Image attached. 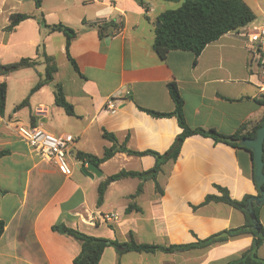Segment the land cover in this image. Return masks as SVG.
<instances>
[{"label":"crops","instance_id":"obj_1","mask_svg":"<svg viewBox=\"0 0 264 264\" xmlns=\"http://www.w3.org/2000/svg\"><path fill=\"white\" fill-rule=\"evenodd\" d=\"M244 1L255 13L254 21H262L264 0ZM179 5L181 1L165 0H0V65L38 58L33 67L0 73V81L7 82L5 111L0 114V220L5 222L0 264H74L82 240L53 229L55 224L123 243L122 253L106 246L98 264H226L251 247L250 233L217 237L245 223L242 211L223 201L205 202L208 195L222 194L217 185L235 199L258 194L252 155L244 147L202 134L188 136L178 158L157 176L163 193L153 178H113L122 170L154 167L156 158L150 153L119 150L93 162L102 171L100 176L91 177L81 168L90 161L80 153L101 157L115 144L105 133L115 135L118 146L167 151L182 131L177 116H154L141 107L173 111L168 86L172 81L179 87L192 128L232 134L251 131L264 119V102L258 100L264 94V74L250 65L239 30L207 44L196 62L192 50L173 49L164 58L155 51L158 15ZM17 13L29 16L9 29L11 16ZM41 17L76 30L70 55L77 67L68 57L66 35L43 28ZM118 26L124 33L113 37ZM41 42L57 70L53 81L31 93L45 73L37 50ZM58 82L74 114L55 103ZM115 93L122 96L116 113H111L103 107ZM26 98L28 103L18 107ZM38 123L56 135L76 137L70 145L71 175L43 160L20 135L18 127ZM101 186L105 189L100 199ZM111 211L120 214L118 221L91 220L96 212ZM260 221L264 227V203ZM130 233L137 242L162 246L210 236L217 240L185 250L148 252L128 249ZM258 253L264 260V243Z\"/></svg>","mask_w":264,"mask_h":264},{"label":"trees","instance_id":"obj_2","mask_svg":"<svg viewBox=\"0 0 264 264\" xmlns=\"http://www.w3.org/2000/svg\"><path fill=\"white\" fill-rule=\"evenodd\" d=\"M143 2V0H139ZM165 1H181V5L176 8H169L160 13L157 17V21L161 22L160 26H155V37L153 47L155 51L161 58H164L170 50L173 49H186L192 50L196 58L194 62L197 61V57L202 52L207 44L213 42L220 38L223 34L229 31H238L244 25L255 20L256 15L252 8L244 0H165ZM148 9V6L145 7ZM28 14L17 13L11 16V24L9 29L14 28L21 20L28 17ZM40 25L49 31H62L66 35V49L68 57L72 64L76 66L75 60L70 55V45L73 39L76 37L77 32L74 28L64 24H49L46 22L44 17L39 18ZM105 26H101V32ZM38 53L44 59L46 64L45 73L42 78L34 85L31 93L38 90L41 86L54 80V73L57 70L56 62L53 56L47 54L45 50L44 42H41L38 46ZM38 63V58L25 57L18 61L1 64L0 73L7 75L15 70L33 67ZM169 91L175 103V109L171 112H161L153 109H147L141 107L147 112L154 116H169L176 115L179 121L182 131L176 136L174 142L170 148L163 152H157L154 150L137 151L127 148L124 144L118 146L117 138L113 134L105 133V136L114 141V145L107 148L101 157L90 153H80L79 157L86 158L87 161H92L95 163H100L111 156H113L117 151L123 150L129 154H147L150 153L155 156L156 163L154 167L146 171H125L113 175V178H121L124 176H137L142 179L153 178L156 181V187L160 193H163V187L160 186L157 181L158 174L163 171V166L167 163H173L179 156L181 151V146L185 139L193 134H202L206 136H211L215 141H223L229 143L235 147H244L251 152L253 159V173L252 178L257 187L258 194L252 195L247 194L242 199L232 198L228 190L220 185L217 188L222 192L221 195H208L205 202L215 200L223 201L232 205L233 207L242 211L245 215V223L241 226L228 229L227 232L230 236H237L240 234L250 233L253 236V243L251 247L246 250L241 257L229 261L226 264H264V260L259 256V247L264 243V227L260 221V208L263 205L262 202H253V210L255 213L256 221L254 222L251 218L250 212L247 209V202L250 198L254 196H259L261 191L258 188L257 178H256V167L253 157L252 149L242 145L240 139L244 137H254L259 126L263 123L264 119L254 126L251 131H243L240 129L232 134H223L214 128H203V127H190L185 119L184 114V99L181 96L179 87L176 81L169 83ZM54 96L55 103L65 109L68 114H74L73 105L67 100L62 84H54ZM7 99V82L0 81V114H4ZM264 102L262 98L258 99ZM28 103V98L24 99L19 105L23 106ZM2 152H0V156ZM264 189V184L261 186ZM104 186L100 188V199L104 192ZM131 208V205L128 209ZM257 224V227L254 225ZM5 229V222L0 220V237ZM53 229L61 232L73 235L80 240H82V249L80 253L74 258V264H98L101 255L108 245H113L119 253H122L123 243L118 240H110L104 237H98L91 234H87L78 229L71 228L65 224H55ZM221 238V239H226ZM217 239L213 236L207 237L205 239H199L196 242L180 244V245H169L162 246L157 244H148L137 242L133 236V233L129 234L128 249H133L136 251H155V250H165L168 252L185 250L193 247L207 246ZM220 240V239H219Z\"/></svg>","mask_w":264,"mask_h":264},{"label":"built area","instance_id":"obj_3","mask_svg":"<svg viewBox=\"0 0 264 264\" xmlns=\"http://www.w3.org/2000/svg\"><path fill=\"white\" fill-rule=\"evenodd\" d=\"M240 34L245 37V46L249 56V63L256 67L257 72L264 74V19L262 21H252L239 29ZM124 33V28L118 26L114 29L112 36H120ZM120 93L109 96L103 109L111 113H116L119 105ZM20 135L29 143L40 157L54 164L64 175H71L73 164L70 160V145L76 137L64 134L56 135L49 131L42 123L29 127H18ZM120 219L118 212H96L91 220L101 222H115Z\"/></svg>","mask_w":264,"mask_h":264},{"label":"water","instance_id":"obj_4","mask_svg":"<svg viewBox=\"0 0 264 264\" xmlns=\"http://www.w3.org/2000/svg\"><path fill=\"white\" fill-rule=\"evenodd\" d=\"M161 22L157 21L156 26H160ZM264 99V94L262 96ZM240 143L253 151V157L255 161V167H256V178H257V184L258 188L260 189L261 193L259 196H254L250 198L247 202V209L250 212L252 220L255 222V213L253 210V202H262L264 201V189L261 188V186L264 184V121L259 126L256 135L254 137H244L240 139ZM82 170L88 174L89 176L98 175L100 176L102 174V171L99 169V167L93 163L88 162L86 165L81 166ZM111 180V179H110ZM254 227H257V224L254 225ZM228 235V232H222L217 237H225ZM123 247V246H122ZM126 247V245H124Z\"/></svg>","mask_w":264,"mask_h":264},{"label":"rangeland","instance_id":"obj_5","mask_svg":"<svg viewBox=\"0 0 264 264\" xmlns=\"http://www.w3.org/2000/svg\"><path fill=\"white\" fill-rule=\"evenodd\" d=\"M171 5H172V6H174V7L176 6L175 4H174V5H173V4H171ZM60 75H61V74H60Z\"/></svg>","mask_w":264,"mask_h":264}]
</instances>
